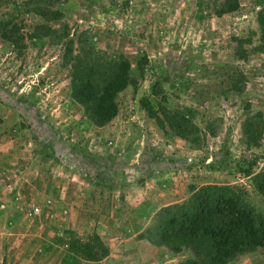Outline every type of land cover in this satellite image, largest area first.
<instances>
[{"label": "rangeland", "instance_id": "rangeland-1", "mask_svg": "<svg viewBox=\"0 0 264 264\" xmlns=\"http://www.w3.org/2000/svg\"><path fill=\"white\" fill-rule=\"evenodd\" d=\"M223 1L55 0L63 18L47 22L33 10L49 0H0V20L79 34L106 82L127 57L135 82L96 126L73 98L65 45L0 37V264H211L206 249L147 239L163 209L210 186L242 189L264 216L254 178L236 173L240 160L264 172V0L219 15ZM227 264H264V251Z\"/></svg>", "mask_w": 264, "mask_h": 264}, {"label": "trees", "instance_id": "trees-1", "mask_svg": "<svg viewBox=\"0 0 264 264\" xmlns=\"http://www.w3.org/2000/svg\"><path fill=\"white\" fill-rule=\"evenodd\" d=\"M54 1L49 0L47 7L40 6L33 12L47 22L62 19L63 13L53 9ZM220 5L219 15L235 12L240 7L239 0H224ZM258 23L264 43V9ZM0 37L16 49H26L28 40L43 37L51 39L54 44L65 45L62 67L70 68L73 98L85 107L96 126H105L118 115V95L128 86L135 85L131 76L132 64L127 57L120 55L111 59V72L106 82L102 74L105 61L96 58L95 47H84L80 35L71 34L68 29L57 32L39 25L29 31L17 18L13 22L0 20ZM75 45L79 49H75ZM177 128L181 129L182 125ZM256 165L257 161L246 164V160H240L236 173L254 178L255 188L264 196V172L255 175ZM243 196L242 189L234 186L205 187L190 203L163 209L159 224L147 232V239L153 244L172 246L177 251L191 246L196 251L206 249L211 264H227L256 248L264 251V216L248 209ZM95 244V259L109 256V250L99 238Z\"/></svg>", "mask_w": 264, "mask_h": 264}]
</instances>
